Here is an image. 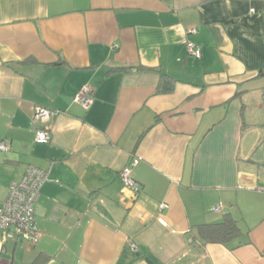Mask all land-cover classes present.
Returning <instances> with one entry per match:
<instances>
[{
  "label": "crops",
  "instance_id": "crops-1",
  "mask_svg": "<svg viewBox=\"0 0 264 264\" xmlns=\"http://www.w3.org/2000/svg\"><path fill=\"white\" fill-rule=\"evenodd\" d=\"M0 141V202L48 170L41 238L0 229V264H264V0H0ZM228 213L238 237H193Z\"/></svg>",
  "mask_w": 264,
  "mask_h": 264
},
{
  "label": "built area",
  "instance_id": "built-area-1",
  "mask_svg": "<svg viewBox=\"0 0 264 264\" xmlns=\"http://www.w3.org/2000/svg\"><path fill=\"white\" fill-rule=\"evenodd\" d=\"M197 28H190L188 33H196ZM188 52L195 57H200V48L191 41H186ZM73 100L82 107L88 108L92 103L90 88L83 85L74 96ZM56 112L44 105H35L33 119L35 122L44 124ZM35 142L46 143L50 140V132L44 127L39 126L35 131ZM8 147L5 142L0 141V150ZM138 162L137 157H132L128 165L120 171V178L123 184L133 190L138 189V184L132 177V167ZM48 170L34 165H28L18 180L13 181L8 188L6 198L0 202V229L4 230L8 237L15 240H24L30 244H35L41 238V231L36 224L35 203L39 197L40 189L47 180ZM264 190V186L260 188ZM165 203L160 204V208L165 207ZM220 210L219 206L213 208ZM160 222L165 224L163 218ZM135 249V245H131Z\"/></svg>",
  "mask_w": 264,
  "mask_h": 264
},
{
  "label": "trees",
  "instance_id": "trees-1",
  "mask_svg": "<svg viewBox=\"0 0 264 264\" xmlns=\"http://www.w3.org/2000/svg\"><path fill=\"white\" fill-rule=\"evenodd\" d=\"M122 70H129V68H120ZM138 70L144 69L140 66ZM148 70V68H146ZM176 79L168 74L161 73L159 81L156 86L157 93H170L174 89ZM241 233V229L238 226L236 220L228 213L224 215V218L220 222L215 223H202L196 226V233L194 238H198L202 243H220L227 244L229 241L238 237ZM47 257L38 255L31 264H44Z\"/></svg>",
  "mask_w": 264,
  "mask_h": 264
}]
</instances>
